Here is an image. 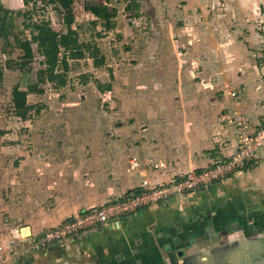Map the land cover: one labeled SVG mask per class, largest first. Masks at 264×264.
<instances>
[{"label":"crops","instance_id":"crops-1","mask_svg":"<svg viewBox=\"0 0 264 264\" xmlns=\"http://www.w3.org/2000/svg\"><path fill=\"white\" fill-rule=\"evenodd\" d=\"M247 35L251 48L263 38L252 30ZM189 43L197 56L208 51L213 57L218 53L210 38L201 43L199 38H192ZM230 45L233 52L240 51L229 61L231 64L234 60L238 64V57L240 62L248 60L242 46L236 42ZM177 57L176 61L184 55ZM246 64L238 79L231 68L223 75L225 72L214 68L188 71L179 64L172 74L179 82L174 86L162 80L163 69L154 70V76L149 72V77H159V89L149 86L143 90L142 99L124 101V97L117 101L127 115L133 116L127 121L113 118L111 135L98 132L92 139L80 135L79 144L89 147L85 149L74 146L71 132L63 133L62 147L52 150L63 154L61 161H46L41 157L48 152L42 150L36 155L19 142L6 146L3 151L15 150L17 155L13 171H25L33 177L29 186L33 192L22 193L20 188H27L24 185L12 186L9 193L8 216L16 217L15 235L23 236L20 256L11 264H264V148L258 161L242 174L214 183L209 189L114 218L71 238L65 246L51 245L35 252L29 249L31 239L84 209L102 206L144 182L163 184L232 155L238 137L231 120L244 119L256 125L264 119V67L248 68ZM212 73L223 75L226 87L185 85L181 80ZM229 77L237 82L238 90L236 85L230 87ZM153 79L147 81L153 83ZM102 85L101 90L110 84ZM168 93L175 94V101L167 100ZM156 96L159 101L151 100ZM100 124L103 131V121ZM9 137L4 133L1 139H12ZM37 171H45L41 180ZM19 194L24 198L18 204Z\"/></svg>","mask_w":264,"mask_h":264},{"label":"rangeland","instance_id":"rangeland-1","mask_svg":"<svg viewBox=\"0 0 264 264\" xmlns=\"http://www.w3.org/2000/svg\"><path fill=\"white\" fill-rule=\"evenodd\" d=\"M86 3L104 5L108 10L95 14L87 9ZM6 10L9 13L6 14ZM73 12L72 28L76 31L84 58L68 60L70 70L66 73V84L61 86L48 75L39 82V74L47 68L50 58L42 57L35 43H32V55L28 57L25 47L15 38L20 41L30 39L31 24L43 21L49 23L54 35L66 33L64 11L50 0H0V17L7 15L10 42L7 45L0 37V263L11 264V260H17L23 247V236H16L14 232L16 217L8 216L11 187L24 188L25 185L26 189L20 188L22 193L33 192L29 187L33 177L25 171H13L17 155L14 149L9 153L3 151L6 146L19 142L23 149L33 150L36 155L42 150L48 152L46 157H41L46 161H61L63 154L52 150L53 147H62L63 133L71 132V140L78 144L73 143L74 146L83 149L89 147L79 144L80 135L82 139L95 138L98 132L111 135L113 118L121 117L127 121L133 116L127 115V110L117 101L122 102L124 97V101L127 98L142 99L143 90L149 86L159 89V77L156 80L149 77L156 69H163L160 72L162 80L166 85L174 86L179 82L172 74L179 64L188 71L214 68L225 72L223 75L231 68L235 79L239 78V71L245 70L246 63L248 68L264 67V0H79L73 5ZM1 24L0 21V28ZM248 30L263 37L253 48L249 47L252 42ZM192 38H199L200 43L210 38L218 53L214 57L209 51L197 56L192 50L193 44L189 43ZM231 42L247 51L248 60L240 62L238 57L239 63L234 60V66H231L229 61L233 60L235 53L240 54V51L233 52ZM246 42L248 44L244 45ZM64 53L61 49L59 58ZM177 55L184 57L176 61ZM223 75H188L181 80L185 85L199 83L201 86L226 87ZM148 78L155 81L150 83ZM231 81L230 87L236 85L238 90L237 82ZM101 84L104 87L110 85L101 90ZM30 86H38L44 92L32 93ZM174 96L168 93L167 100L175 101ZM151 100L159 101V97ZM100 120L104 123L103 131ZM4 133L12 139H1ZM77 134L78 138H73ZM53 154L57 156L54 158ZM36 159L40 160L38 156ZM44 172H36L38 180ZM19 195V201L15 199L18 204L24 198Z\"/></svg>","mask_w":264,"mask_h":264},{"label":"built area","instance_id":"built-area-1","mask_svg":"<svg viewBox=\"0 0 264 264\" xmlns=\"http://www.w3.org/2000/svg\"><path fill=\"white\" fill-rule=\"evenodd\" d=\"M231 122L236 124L238 141L235 151L229 157L217 158L201 171L179 175L163 184L149 185L144 182L140 188L113 198L102 206L91 207L70 216L60 226L48 229L31 239L30 251H39L51 245L65 246L71 238L80 237L114 218L135 212L150 204L167 202L195 190L209 189L214 183L242 174L249 165L256 163L260 158L261 150L264 148V119L254 126L244 119Z\"/></svg>","mask_w":264,"mask_h":264},{"label":"trees","instance_id":"trees-1","mask_svg":"<svg viewBox=\"0 0 264 264\" xmlns=\"http://www.w3.org/2000/svg\"><path fill=\"white\" fill-rule=\"evenodd\" d=\"M28 1V0H27ZM52 3H56L64 11V23L67 27V32L60 36L54 35L48 22H36L31 24V38L25 41H20L18 38L17 43L23 45L26 49L28 57L32 55V43L37 44L39 54L42 57L50 58V62L47 68L39 74V82L44 81V76L48 75L53 81H57L58 85L64 86L66 84V73L70 70L69 59L78 60L84 58L82 46L79 44L76 31L72 28V24L75 21L73 5L79 0H50ZM86 7L89 11L95 14L106 12L108 8L104 5L89 4L86 3ZM5 13H9L8 10ZM2 22L0 28V37L10 45L8 42L7 31V15L1 16ZM5 43V44H6ZM61 49H64L65 53L63 57L59 58ZM38 86H30L29 91L32 93H43L44 91ZM100 88V86H99ZM18 89V88H17ZM25 112H22L24 115ZM134 190V189H133ZM133 190L128 191L131 192ZM86 210V209H84ZM82 210V211H84Z\"/></svg>","mask_w":264,"mask_h":264}]
</instances>
